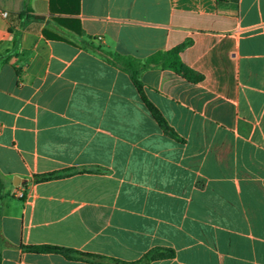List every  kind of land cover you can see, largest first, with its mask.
<instances>
[{
    "label": "crops",
    "instance_id": "0c3cea01",
    "mask_svg": "<svg viewBox=\"0 0 264 264\" xmlns=\"http://www.w3.org/2000/svg\"><path fill=\"white\" fill-rule=\"evenodd\" d=\"M50 3L0 0V53L10 13L43 17L0 65L1 264H91L23 248L43 244L123 261L172 251L148 264H264V0ZM187 40L179 58L200 81L153 65L140 74L175 139L101 55L144 59ZM54 171L64 175L33 180Z\"/></svg>",
    "mask_w": 264,
    "mask_h": 264
},
{
    "label": "trees",
    "instance_id": "16d2710c",
    "mask_svg": "<svg viewBox=\"0 0 264 264\" xmlns=\"http://www.w3.org/2000/svg\"><path fill=\"white\" fill-rule=\"evenodd\" d=\"M51 11L54 10V0H51ZM63 11L65 9H58ZM30 20H43L42 16L34 15L27 10V8L21 9L19 12L9 14V24L8 33L12 36L11 48L6 50L4 53H0V65L6 63L8 58L12 54H16L19 50L20 35L26 28V23ZM49 38L59 39L55 35H48ZM189 44V41H185L171 49L165 51H158L150 56L139 59L131 55H121L114 52H106L101 55V57L110 65L117 67L118 69L124 71L130 78L133 86L139 93L141 100L143 101L145 107L149 111L152 118L156 121L157 125L165 134L171 138L178 139L176 132L170 127L165 118L159 112V110L145 97L142 91V83L140 81L141 72L151 65L158 66L163 69H170L175 73L181 75L183 78L189 82L200 81L202 75L195 72L187 65H185L179 58V53ZM64 175L58 171L46 173V174H35L33 175L34 181L47 180L51 178H56ZM3 185L0 180V218L2 212V200H3ZM24 249L32 252H42V253H58L63 255L67 259L71 260H81L91 264H148L150 261L164 259L171 257L172 251L160 248H153L144 253L138 260L135 261H123L115 258H104L102 256L82 252L79 250L65 248L56 245H27L23 246ZM0 264H1V254H0Z\"/></svg>",
    "mask_w": 264,
    "mask_h": 264
},
{
    "label": "water",
    "instance_id": "95a60500",
    "mask_svg": "<svg viewBox=\"0 0 264 264\" xmlns=\"http://www.w3.org/2000/svg\"><path fill=\"white\" fill-rule=\"evenodd\" d=\"M22 181H24V179L23 180H21L19 177H17V176H15L14 178H13V183L16 185V184H18L19 182H22Z\"/></svg>",
    "mask_w": 264,
    "mask_h": 264
},
{
    "label": "built area",
    "instance_id": "2783aa9c",
    "mask_svg": "<svg viewBox=\"0 0 264 264\" xmlns=\"http://www.w3.org/2000/svg\"><path fill=\"white\" fill-rule=\"evenodd\" d=\"M98 38H100V37H98ZM16 194H17L18 197H22L23 196V193L21 191H18Z\"/></svg>",
    "mask_w": 264,
    "mask_h": 264
}]
</instances>
